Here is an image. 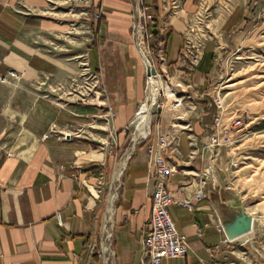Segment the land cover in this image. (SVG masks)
Instances as JSON below:
<instances>
[{"label": "crops", "instance_id": "obj_1", "mask_svg": "<svg viewBox=\"0 0 264 264\" xmlns=\"http://www.w3.org/2000/svg\"><path fill=\"white\" fill-rule=\"evenodd\" d=\"M207 1L150 0L158 20L157 40L164 49V62L157 72L172 81L186 70L180 64L186 31ZM220 1L212 0L208 10L218 7L214 12L220 14ZM69 2L0 0V264H105L88 256L85 247L101 237L109 201L107 184L117 164L114 151L124 153L130 146L128 126L148 97L147 68L132 39L133 0H85L88 9L83 1ZM232 2L237 3L230 8ZM232 2L213 31L215 38L201 45L203 55L192 81H181L193 86L184 90V100L191 99L195 90L200 93L194 97L199 102L196 120L182 118L183 123L173 126L162 114L154 115L152 138L140 144L126 163L115 204V255L110 264L142 263L141 242L152 215L156 184L147 152L165 133L178 138V152L167 154L179 166L169 179V190L178 200H191L193 211L171 207V217L187 237L189 250L185 257L163 264H264L254 260L253 254L249 261L240 258L241 246L249 243L243 237L232 243L234 254L224 252L212 259L207 249L224 237L218 231L217 216L222 223L234 218L235 210L229 205L235 202L234 194L220 184L217 190L207 186L203 200L195 198L202 156L200 151L193 158L192 154L201 148L215 118L202 96L218 66V50L224 49L227 56L256 50L258 34L264 30V0ZM97 10L102 12L99 22L93 20ZM70 14L93 24L86 64L97 75L99 88L84 101L58 104L39 85L62 69L60 60L40 53L35 45L48 42L47 35L68 32L73 21ZM109 111L114 118H107ZM172 126L181 129L172 131ZM190 136L196 138V146H191ZM98 146L103 152L94 151ZM99 181L103 191L97 190Z\"/></svg>", "mask_w": 264, "mask_h": 264}, {"label": "rangeland", "instance_id": "obj_2", "mask_svg": "<svg viewBox=\"0 0 264 264\" xmlns=\"http://www.w3.org/2000/svg\"><path fill=\"white\" fill-rule=\"evenodd\" d=\"M69 1H71L69 3H75V0ZM232 1L235 0L220 1L223 7L220 14L214 12V9H218V7L208 10L212 6V0L207 1L201 6V10L193 16V20L190 23L191 27L186 31V45L180 61L181 65L185 64L186 70L175 74L173 76L174 81L168 79L164 74H162V79L159 81L161 92L158 100L163 103L164 108H157L158 101L152 110L150 119L151 138L153 136V118L156 114L165 116L166 120L170 121L173 126L183 123L179 120L182 118L187 120V122L196 120L198 114L196 107L199 105V102L194 97L198 98L200 93L195 90V95L191 94V99H187L189 101L184 100L182 98L183 92H186L184 90L188 91L193 86L191 84V87H187V83L185 82L182 85L181 81L183 82L184 79L192 81L196 71L193 60L195 56L202 52L203 48L201 45L206 40L215 38L213 31L220 25L227 14L228 4ZM236 3L232 2L229 7L232 8ZM79 4H83L84 9H88V4L85 0H79ZM173 12L174 10H172L170 15ZM75 18L72 14L69 15V19L73 21H69L68 32L59 35H47L45 39L48 42L39 41L35 45L40 53L48 55L52 59L60 60L58 64L59 66L61 64L62 69L58 68L55 75L44 78L42 84L39 85L41 92L58 104L84 101L99 88L96 80L90 78L91 71L88 70V65L86 64L87 44L91 43L92 36L94 35L93 24L87 19H79L77 21ZM84 18H89V16L86 15ZM258 37H261V39L255 45L256 50H244L230 56L225 54L224 49L220 48L218 50V66L215 74L209 79L208 89L205 92L206 94L202 96V99L210 108H213L215 118L220 117L221 125H229L238 116H243L246 119V128L233 145L222 147L218 150L215 161V174L218 175L220 184L234 194L233 199L235 201L239 199L244 211L254 218L253 230L243 236V240H249V243H244L241 246L239 250L241 254L240 258L249 261L254 256V260L262 262L264 261V45H262L264 42V30L258 34ZM146 89L148 96L149 89L147 85ZM174 92L177 97L182 99L183 104L181 107L176 106L174 111L170 113L167 110L168 94H173ZM180 99H177L178 102H181ZM186 101L188 102L187 104ZM136 118L135 116L134 120ZM173 126L170 127L172 131L181 129ZM128 130V134L133 138L136 135L135 123L132 126L130 123ZM101 137L102 139L104 138V136ZM111 141L114 142L113 140ZM141 142L144 141L141 140ZM129 145H131L129 148H132V144L129 143ZM136 150L133 152V155L136 153ZM94 151L103 152L99 146ZM197 151H200L202 156V166L203 159H206V156H203L201 148H195L194 157ZM128 152L117 153V151H114L117 164L107 184V193H110L111 186L114 189L122 182L123 176L121 177V175L124 172V163H126L127 159V155L125 154ZM233 164H237V167H234ZM103 186V182L99 181L97 190L103 191ZM220 187L221 185L217 189ZM253 213H255V216Z\"/></svg>", "mask_w": 264, "mask_h": 264}, {"label": "built area", "instance_id": "obj_3", "mask_svg": "<svg viewBox=\"0 0 264 264\" xmlns=\"http://www.w3.org/2000/svg\"><path fill=\"white\" fill-rule=\"evenodd\" d=\"M133 3L135 13L131 29L132 39L145 67H150L151 70H155L156 72L155 75L147 76L146 85L149 89L148 81L150 78H155L158 81L162 79V74L157 72V66L162 65L164 62L163 43L157 40V35L154 33L155 16L152 12V6L150 5L149 0H133ZM101 19L102 12L99 10L95 11L93 14V20L99 22ZM202 55V53H199L195 56L193 60L195 67H197L201 61ZM9 76L17 77V74L10 73ZM90 78L96 80V83H98L97 75L92 72ZM157 103L154 106H156ZM181 105V102L177 103V107H180ZM157 108L163 109V103L159 101ZM114 117L115 113L109 111L107 118ZM245 120L246 119L243 116H238L232 120L229 125H221L220 117L214 119V126L212 127L211 132L202 141V154L203 156H206V159H203L202 166L197 176L199 179V193L196 195V199L203 200L204 190L207 186H210L212 190H217V187L220 186L218 175L215 174V161L218 150L222 147H230L233 145L246 128ZM150 139V128L148 135L145 138H140L135 141L134 136L131 139L132 148H128L127 151L129 152L125 154L127 155L126 163L132 157L137 146L148 142ZM177 139L178 138H176L174 134L170 135L165 133L158 138L156 143L148 147L147 154L149 158V169L156 184L153 193L152 215L141 242V264H163V261L167 259H179L185 257L189 250L187 237L179 232L170 214V209L173 206H183L189 211H193L191 200H178L173 197L169 190V179L174 177L179 171V166L175 164L174 161H172L171 156H169L178 152V146L176 145ZM189 139L191 146L197 145L195 137L190 136ZM141 140L144 142H141ZM193 157L194 154H192V158ZM126 163H124V166H126ZM233 166L237 167V164H233ZM123 174L124 172L121 177ZM61 177H64V175L61 174ZM120 189L121 183L114 189L113 186L110 187L109 201L106 208L101 237L98 241L95 239L90 240L85 247V252L88 256H95L105 262V264L112 263L115 255L112 246L115 230L113 218L115 214V204L120 198ZM217 228L224 237L220 244L214 248L207 249L212 259H215L217 255L224 252L234 254L231 245L235 240L227 238L222 222L218 216Z\"/></svg>", "mask_w": 264, "mask_h": 264}, {"label": "bare ground", "instance_id": "obj_4", "mask_svg": "<svg viewBox=\"0 0 264 264\" xmlns=\"http://www.w3.org/2000/svg\"><path fill=\"white\" fill-rule=\"evenodd\" d=\"M148 86H149L148 99L147 101L141 104L140 109L138 110L139 113L136 115L137 118L133 120V122L131 123V126L134 123L136 125L135 141H137L140 138H145L148 135L150 128L151 111L153 109V106L157 103L161 92L160 82L155 78L149 79ZM175 96L172 93L168 94L167 110L170 113H172L176 108L178 103L177 99H180L179 97H177L176 99Z\"/></svg>", "mask_w": 264, "mask_h": 264}, {"label": "water", "instance_id": "obj_5", "mask_svg": "<svg viewBox=\"0 0 264 264\" xmlns=\"http://www.w3.org/2000/svg\"><path fill=\"white\" fill-rule=\"evenodd\" d=\"M154 33H158L157 18H154ZM155 70L147 68V75H155ZM229 205L235 210V216L231 221L222 223L225 234L228 239L235 240L247 235L253 230L254 218L248 215L240 204V200L236 199L234 203L230 202Z\"/></svg>", "mask_w": 264, "mask_h": 264}]
</instances>
